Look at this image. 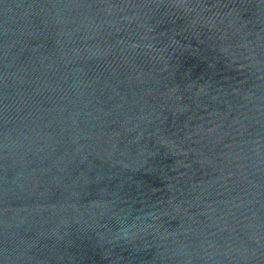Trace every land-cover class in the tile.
<instances>
[{
  "label": "water",
  "instance_id": "water-1",
  "mask_svg": "<svg viewBox=\"0 0 264 264\" xmlns=\"http://www.w3.org/2000/svg\"><path fill=\"white\" fill-rule=\"evenodd\" d=\"M0 264H264V0H0Z\"/></svg>",
  "mask_w": 264,
  "mask_h": 264
}]
</instances>
